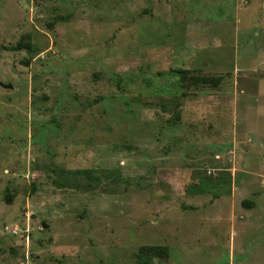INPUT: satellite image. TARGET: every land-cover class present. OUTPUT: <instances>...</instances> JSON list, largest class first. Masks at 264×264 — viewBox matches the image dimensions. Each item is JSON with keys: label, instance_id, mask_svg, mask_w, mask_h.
Listing matches in <instances>:
<instances>
[{"label": "rangeland", "instance_id": "1", "mask_svg": "<svg viewBox=\"0 0 264 264\" xmlns=\"http://www.w3.org/2000/svg\"><path fill=\"white\" fill-rule=\"evenodd\" d=\"M141 245L264 264V0H0V264Z\"/></svg>", "mask_w": 264, "mask_h": 264}, {"label": "trees", "instance_id": "2", "mask_svg": "<svg viewBox=\"0 0 264 264\" xmlns=\"http://www.w3.org/2000/svg\"><path fill=\"white\" fill-rule=\"evenodd\" d=\"M24 47L30 49L29 45L18 44L17 49ZM173 74L179 76L181 81L187 79V71L185 70H172ZM202 82H209V79L205 76L201 77ZM220 77L211 78L210 81H213L214 84H218ZM83 173L87 171H82ZM91 173V172H90ZM168 255V248L164 245H141L135 253L136 264H155L154 258H164Z\"/></svg>", "mask_w": 264, "mask_h": 264}, {"label": "water", "instance_id": "3", "mask_svg": "<svg viewBox=\"0 0 264 264\" xmlns=\"http://www.w3.org/2000/svg\"><path fill=\"white\" fill-rule=\"evenodd\" d=\"M9 88L11 87V85H7ZM43 226L45 227V224L43 223Z\"/></svg>", "mask_w": 264, "mask_h": 264}]
</instances>
